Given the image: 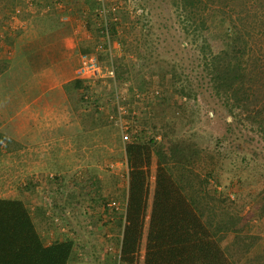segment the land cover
Wrapping results in <instances>:
<instances>
[{
	"label": "trees",
	"instance_id": "trees-1",
	"mask_svg": "<svg viewBox=\"0 0 264 264\" xmlns=\"http://www.w3.org/2000/svg\"><path fill=\"white\" fill-rule=\"evenodd\" d=\"M166 1L181 22L185 37H192L204 57L205 83L214 94L209 96L220 100L233 118L251 125L264 139V0ZM64 2L78 11L83 10V5L86 8L82 0ZM59 16L53 12L40 24L50 28V39H54L56 32L64 35L72 30L70 22H61ZM36 46L23 45L34 71L49 63L40 59L45 55L37 54ZM79 50L84 53L93 48L83 43ZM9 64L0 63V74ZM116 73L118 78L123 74L118 69ZM167 73L173 79V91L179 95L194 98L204 95L177 69L162 65L161 74ZM126 83L122 82L129 90L145 89ZM74 84L77 89L72 98L86 108L81 96L82 81L76 78ZM160 93L156 110L142 119L144 136L125 146L129 171L124 225L118 238V264H137L139 260L155 152L157 166L142 264H233L225 247L228 237L240 246L244 255L238 264H264V232L251 233L240 227V211L247 202L241 201L240 194L232 197L228 191L234 179L242 181L237 178L240 171L258 157L237 142L234 146L213 149L212 144L222 139L192 128L199 106L187 114L186 104L172 105L165 101L161 90ZM93 109L83 114L86 129L99 125V121L109 122L107 108ZM160 121L163 129L158 141ZM116 203L112 200L104 204L115 209ZM262 216L264 199L257 213L258 218ZM121 219L118 218L120 223ZM256 245L259 247L254 250ZM74 247L71 238L47 243L25 199L0 197V264H68Z\"/></svg>",
	"mask_w": 264,
	"mask_h": 264
},
{
	"label": "rangeland",
	"instance_id": "rangeland-1",
	"mask_svg": "<svg viewBox=\"0 0 264 264\" xmlns=\"http://www.w3.org/2000/svg\"><path fill=\"white\" fill-rule=\"evenodd\" d=\"M40 1L0 0L1 64L10 63L14 57L19 33L27 28L21 21L31 18L34 11L39 10ZM82 2L86 5L87 10L78 12L80 19L87 20L90 30L93 32L95 28L97 31L93 33L100 39V31L95 26L97 24L95 21L96 8H101L104 4L118 16V23L112 25L110 47L102 50L100 56L103 60V67H114L115 76L121 87H126L125 84H122L123 81H126V85L132 83L139 89H143V87H148L149 90L158 88L164 93L165 101L168 103L177 105V102H183L186 104L187 114L199 106L200 112L194 116L195 123L192 128L201 133L221 138L220 142L212 144L213 149L229 147L228 145L234 146L237 142L248 152L256 154L258 160L250 161V166L244 167L240 171L237 178H241L242 181L237 182L238 180L234 179L228 191L232 197H235L236 193L240 194L241 201L247 202L240 211V227L251 233L257 230L264 232V216L257 217L258 209L264 199V164L260 165L264 162V139L251 125L241 119L233 118L221 105L220 100H217L216 97L212 99L209 96L213 92L205 83L204 57L194 45L195 41L192 40V37H185L181 29V22L174 15L172 5L166 0H82ZM114 6L116 10L112 9ZM89 16L93 17L92 20L95 24ZM100 43L98 42V44ZM96 47L97 45L92 47L93 50ZM79 55L80 53L75 56ZM162 65L169 69L171 67L177 69L182 73L183 78L186 77L194 83L197 90H202L204 95L201 93L197 98H194L179 95L173 91L171 74L167 73L166 76H163L161 74ZM117 69L123 73L120 78L117 77ZM3 73L0 74L1 112L12 109V102L9 99L12 98L15 91L12 89L11 78L19 76L17 71L1 77ZM19 95L16 93L13 98L16 109L20 107H18L21 102ZM156 99L151 102L152 111L156 110ZM95 107L87 105L86 108H82L87 115L95 111L93 109ZM0 119H2L1 115ZM112 126L114 125L110 122L101 123L99 121V125L89 129L85 128L83 139L85 141H102V146L105 148L87 151L92 154L90 162L87 161V155H85L84 161L76 167L78 172L82 169L85 172L82 180L70 178L69 175L64 176L60 172L63 171L62 156L56 158V164L50 168V171H54L53 174L38 175L37 169L31 168L22 162L23 159L15 155L14 152L18 151L15 147L16 143L7 138V135L0 134V144L2 145L0 147V197L25 199L47 243L63 238L73 239L75 247L68 264H118L117 238L121 232V227L117 228L119 222L116 223V226L114 225L113 228L116 231L111 232L112 235L108 239L107 232H98L97 230L99 227L104 229L106 226L97 224L99 220H95L97 211L94 208L95 206L104 207L103 212H107L109 216L124 219L122 215H124L126 205L129 171L125 162V146L128 142H123L119 131H116ZM162 129L163 124L160 121L157 124L158 141L161 138ZM156 166L157 154L155 152L151 167L152 176L144 237L137 264L143 263L145 233L153 197ZM92 168L99 170L100 178L99 176H96L97 179L94 178L93 171L91 172ZM86 175L91 176L90 179L88 176L86 178ZM222 175L224 174L222 173ZM222 180L226 181L227 179L222 178ZM222 184L224 185L223 182ZM90 192H94V195L93 193L90 195ZM100 192L102 193L101 197H99ZM112 200L117 202L118 207L115 209L106 208L104 203ZM225 247L233 264H238L244 258L240 246L230 237L225 241ZM258 247L256 245L254 250Z\"/></svg>",
	"mask_w": 264,
	"mask_h": 264
},
{
	"label": "crops",
	"instance_id": "crops-1",
	"mask_svg": "<svg viewBox=\"0 0 264 264\" xmlns=\"http://www.w3.org/2000/svg\"><path fill=\"white\" fill-rule=\"evenodd\" d=\"M44 1V3L40 1L39 10H35L31 18L21 21L27 28L21 30L19 37L17 35L14 57L1 75L5 77L4 75L11 74L13 71L19 73V76L11 78L12 89L15 91L9 99L12 102V109L4 110V112L0 110L2 117L0 134L7 135V138L16 143L15 147L18 151L14 152L15 155L23 159L22 162L31 168L37 169L38 175L53 174L54 171H50V168L56 164L55 159L62 156L63 171L60 172L64 176L69 175L70 178L82 180L85 172L82 169L79 173L77 165L84 161L85 155H87V161L90 162L91 149L96 150L105 148V146H102V141L83 139L86 121L82 105L75 97L72 98L77 89L74 80L77 78L76 69L80 61V44H88L94 48L101 39L90 30L87 20L80 19L78 13L80 11L75 10L73 5H66L63 0ZM82 7L84 11L87 10L84 5ZM53 12H58L61 22L69 21L72 30L64 35L56 32L53 35L54 39H50V28H43L40 24L43 18H50ZM90 18L93 19V17ZM31 44L37 45L35 47L37 54L45 55L40 59L45 63L49 62L48 65H43L36 71L33 70L30 59L26 57L23 50V45L31 46ZM52 50L53 53L50 55ZM79 53L80 55L76 57L75 55ZM16 93L20 94L19 109L14 107L13 98ZM0 146L2 147L1 144ZM89 150L90 152H87ZM125 162L127 164V158ZM91 172L97 179L99 170L92 168ZM94 208L97 211L95 220H99L97 224L106 226L104 229L99 227L97 230L107 232L109 239L111 232L116 231L113 227L120 221V218L118 221L115 217L109 216L107 212H103L104 207L95 206ZM123 225L124 219L121 223L119 222L117 228L121 227L122 231ZM118 236H121V232ZM117 243L119 249L118 238Z\"/></svg>",
	"mask_w": 264,
	"mask_h": 264
},
{
	"label": "built area",
	"instance_id": "built-area-1",
	"mask_svg": "<svg viewBox=\"0 0 264 264\" xmlns=\"http://www.w3.org/2000/svg\"><path fill=\"white\" fill-rule=\"evenodd\" d=\"M112 9L116 10V7ZM95 16L101 43L97 44L95 50L80 55L76 75L83 85L81 96L89 106H96L100 110L107 108L108 120L119 131L122 141L132 142L144 136L142 119L152 114L151 102L160 95V90H149L148 87L144 90H129L121 87L114 67L102 66L100 54L110 47L112 25L118 23V16L104 4L96 8Z\"/></svg>",
	"mask_w": 264,
	"mask_h": 264
}]
</instances>
